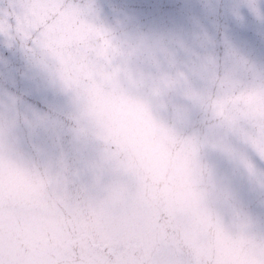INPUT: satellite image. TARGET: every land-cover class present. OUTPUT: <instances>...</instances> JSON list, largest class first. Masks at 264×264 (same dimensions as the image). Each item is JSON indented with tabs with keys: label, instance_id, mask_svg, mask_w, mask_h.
<instances>
[{
	"label": "water",
	"instance_id": "obj_1",
	"mask_svg": "<svg viewBox=\"0 0 264 264\" xmlns=\"http://www.w3.org/2000/svg\"><path fill=\"white\" fill-rule=\"evenodd\" d=\"M159 2L168 0H97L107 37H77L70 20L29 53L32 74L62 105L71 147L41 146L33 119L0 101V264H211L218 250L264 264V51L254 21L233 26L242 72L213 88L182 69L179 44L154 28ZM111 92L143 107L201 173L196 230L141 198L139 173L88 105Z\"/></svg>",
	"mask_w": 264,
	"mask_h": 264
},
{
	"label": "snow or ice",
	"instance_id": "obj_2",
	"mask_svg": "<svg viewBox=\"0 0 264 264\" xmlns=\"http://www.w3.org/2000/svg\"><path fill=\"white\" fill-rule=\"evenodd\" d=\"M153 17L154 28L179 44L182 69L213 88L247 63L233 26L251 18L264 51V0H168L154 6ZM70 20L77 37L110 34L97 0H0V101L15 103L33 119L45 148L68 150L64 139L72 133L64 127L59 99L32 74L28 56L42 36L66 29Z\"/></svg>",
	"mask_w": 264,
	"mask_h": 264
},
{
	"label": "clouds",
	"instance_id": "obj_3",
	"mask_svg": "<svg viewBox=\"0 0 264 264\" xmlns=\"http://www.w3.org/2000/svg\"><path fill=\"white\" fill-rule=\"evenodd\" d=\"M88 105L117 156L139 173L141 198L173 207L178 219L196 230L208 187L185 148L172 142L143 107L118 92L94 97ZM211 264L239 261L218 250Z\"/></svg>",
	"mask_w": 264,
	"mask_h": 264
}]
</instances>
